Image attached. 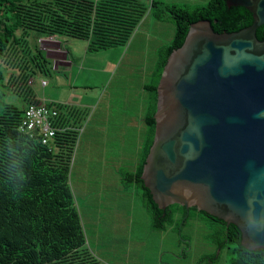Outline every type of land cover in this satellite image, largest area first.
Segmentation results:
<instances>
[{
	"label": "trees",
	"instance_id": "trees-1",
	"mask_svg": "<svg viewBox=\"0 0 264 264\" xmlns=\"http://www.w3.org/2000/svg\"><path fill=\"white\" fill-rule=\"evenodd\" d=\"M0 0V62L16 67L10 76L11 92L25 105L37 102L29 81L36 74L52 75L51 61L39 40L52 36L88 41V50H106L125 46L145 11L156 8L154 18L169 15L174 34L158 49L152 82L148 84L152 108L144 118L148 138L140 159L123 182L133 187L149 213L151 226L163 230L181 213L185 223L191 212L170 205L164 211L153 202L140 179L145 158L153 141L156 87L170 53L184 42L189 25L208 20L216 33L237 32L252 23L243 7H227L226 0H209L205 6L188 9L161 4L154 0ZM256 38L264 40V24L256 29ZM0 63V81L4 76ZM54 104V103H53ZM59 116L54 122L59 130L47 145L19 132L23 108L0 104V264H103L88 247L80 219L68 186V170L77 110L54 104ZM199 214L216 223L214 242L220 252L230 254L228 264H264V249L248 250L240 246V231L206 213Z\"/></svg>",
	"mask_w": 264,
	"mask_h": 264
},
{
	"label": "water",
	"instance_id": "water-1",
	"mask_svg": "<svg viewBox=\"0 0 264 264\" xmlns=\"http://www.w3.org/2000/svg\"><path fill=\"white\" fill-rule=\"evenodd\" d=\"M252 23L216 33L189 25L156 87L153 141L140 179L153 202L196 208L238 228L240 246L264 249V0H226Z\"/></svg>",
	"mask_w": 264,
	"mask_h": 264
},
{
	"label": "rangeland",
	"instance_id": "rangeland-1",
	"mask_svg": "<svg viewBox=\"0 0 264 264\" xmlns=\"http://www.w3.org/2000/svg\"><path fill=\"white\" fill-rule=\"evenodd\" d=\"M154 1L157 7L167 4L188 9L205 6L209 2V0ZM147 2L148 0L145 1V6L150 7ZM155 11L156 8L151 9V12L148 9L145 11L129 40L130 43L137 34L138 42L143 33L150 34L151 44L147 49V63L151 62L158 47L157 44L154 46L155 41L168 43L175 30L169 15L157 20L153 17ZM143 21V26L139 29ZM49 42L39 41L38 44L39 48L45 49L44 52L52 56L50 52L54 47ZM126 46L127 44L120 47ZM133 56L137 59V53ZM131 64L128 67L126 63H121L116 77L128 78V71L131 70V66L137 65V60ZM1 66L4 76L0 81V104L25 107L22 99L11 92L10 76L17 74V68L5 63ZM135 68L136 66L132 69L136 70ZM150 69L146 67L144 74L146 81L149 79ZM51 80V75L36 74L31 78L32 83L29 86L33 94L42 99L44 90L53 92ZM42 81L49 85L42 88ZM119 85L114 80L110 84L109 91L113 97L118 98L115 93L126 91L123 89L126 87L125 82H120ZM117 102L111 108L109 123L98 121L99 110L94 115L91 110L82 111L75 127L76 137L69 163L68 186L80 219L86 246L92 255L103 264H228L230 254L220 252L214 242L217 224L198 213L191 212L189 219L182 223L181 213L177 211L178 215L173 218V222L166 224L163 230H156L151 226L149 213L138 193L123 182L125 172L131 171L134 163L121 154V137L124 131L119 128L123 123H118L120 114ZM107 110H104V113ZM147 114L145 102L143 117ZM145 129L142 128V135Z\"/></svg>",
	"mask_w": 264,
	"mask_h": 264
},
{
	"label": "crops",
	"instance_id": "crops-1",
	"mask_svg": "<svg viewBox=\"0 0 264 264\" xmlns=\"http://www.w3.org/2000/svg\"><path fill=\"white\" fill-rule=\"evenodd\" d=\"M144 21L139 29L143 26ZM140 33L142 34V32ZM136 35L130 43L128 41L129 44L127 43L125 48L117 46L94 51L88 50V41L85 40L60 36L40 39L39 41L42 43L50 41L49 43L54 47V50L50 52L52 56L45 52L46 58L51 61L53 71L51 81L54 87L53 92H45L44 90L42 99L35 95L37 100L72 108L77 110L80 115L83 110L85 112L91 110L92 115L99 110L98 121L108 123L111 119V108L118 101L117 107L120 114L118 123H123V126L119 128L124 131L121 137V154L134 163L133 168L138 163L148 138V129L144 123L145 115L143 117V106L146 102V111L149 113L152 105L146 88L152 82L158 49L167 44L162 41H155L154 46L157 44L158 47L155 55L151 58V62L147 63V49L151 44L150 34L148 32L146 35L143 33V38L141 36L138 42ZM40 49L43 50V48ZM136 53L137 59H134L133 54ZM135 60H137V65L131 66V70L128 71V78L116 77L121 63H126L129 67L131 63L133 65ZM135 66L137 69L133 70L132 68ZM147 66L151 69L148 72L149 79L146 81L144 74ZM113 80L118 86H120V82L126 83V87L123 88L126 90L125 92L115 93L118 98L113 97L109 91ZM48 85L45 81L42 88H46ZM104 110H107L106 113ZM143 127L146 129L142 135Z\"/></svg>",
	"mask_w": 264,
	"mask_h": 264
},
{
	"label": "built area",
	"instance_id": "built-area-1",
	"mask_svg": "<svg viewBox=\"0 0 264 264\" xmlns=\"http://www.w3.org/2000/svg\"><path fill=\"white\" fill-rule=\"evenodd\" d=\"M97 1V0H94ZM32 81H29V84ZM42 86L45 82L42 81ZM59 111L53 103L37 100L28 103L23 109L22 119L18 126L19 132L33 138L36 134L42 145H47L55 137L59 130H66L69 127H57L55 121Z\"/></svg>",
	"mask_w": 264,
	"mask_h": 264
},
{
	"label": "flooded vegetation",
	"instance_id": "flooded-vegetation-1",
	"mask_svg": "<svg viewBox=\"0 0 264 264\" xmlns=\"http://www.w3.org/2000/svg\"><path fill=\"white\" fill-rule=\"evenodd\" d=\"M186 211H189V209H188V210H186ZM194 213H198V214H199V211H197V210H196V212L194 211ZM199 215H200V214H199ZM227 226H228V225H227Z\"/></svg>",
	"mask_w": 264,
	"mask_h": 264
}]
</instances>
